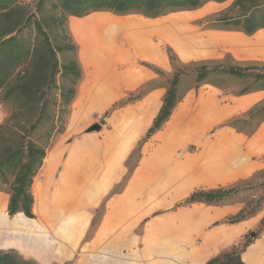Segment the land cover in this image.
Returning <instances> with one entry per match:
<instances>
[{
  "label": "crops",
  "instance_id": "crops-1",
  "mask_svg": "<svg viewBox=\"0 0 264 264\" xmlns=\"http://www.w3.org/2000/svg\"><path fill=\"white\" fill-rule=\"evenodd\" d=\"M100 13L83 18L72 17L69 21L73 36V20L96 16L116 22L118 29L114 37L121 36L136 46H139L147 33L154 31L178 47L183 56H188L194 51L190 42L176 35L175 29L179 28L182 22L174 16L167 18V26L145 29L143 24H155L166 15L157 18L139 15L142 17L140 19L129 17L132 15L116 18L107 12ZM209 32L208 39L218 36L224 42L230 37L241 39L246 36L223 35V31L218 29H210ZM252 36L257 41H264V29L257 30ZM78 44L82 76L77 85L73 106L81 98L82 84L90 80L84 69L81 43ZM108 46L109 42L99 46L100 54L94 61L97 66L109 64L111 68L115 67L111 72L103 73L102 76L100 74L105 79L110 78L113 83L112 90L106 94V102L100 109L123 100L127 95L132 96L143 83L155 75L151 69L144 66L129 68L126 72L117 71L119 48L113 51L110 49V55H103ZM145 49L147 54L141 56L143 59L156 66L167 64V61L161 64L156 60L157 47L149 43ZM159 89L158 86L151 88L143 96L126 104L133 106L137 115L130 136L122 143L120 157H123L132 141L150 127L162 104L163 97ZM249 96L257 97L254 94L247 97ZM215 98L213 91H201L197 95L200 106L194 115L186 120H183V115L179 118L171 115L163 130L155 133V139L162 142L161 148L149 158L142 159L139 167L134 166L132 169L128 178V190L139 183L142 185L144 180L160 181L158 188L147 193L157 199V205L150 211L151 214L141 231V235L150 232V236L138 238L133 235L134 226L126 223L133 210L124 204L123 198L120 197L110 204L107 221L90 240H85L89 230L86 227L85 211L97 197L92 193L90 185L100 182L104 167L108 170L104 176L110 180L105 191L117 181L115 170H110L113 141L108 135L100 141L99 135L96 134L66 147L63 145L64 138H61L47 150L40 174L34 177L31 186L34 199L33 218L26 217L22 212L8 215L5 208L9 194L0 191V249L14 248L42 264L62 262L73 257L86 264H206L210 259L221 258L223 253L228 252L246 234L258 228L264 210L229 223L227 219L239 213L245 207L244 202L232 200L220 204H179L196 189L235 186L264 169V158H254L264 155V120L259 122L251 135H243L230 129L215 131L213 137L202 144L198 153L190 152L187 142L192 141L206 126L212 124V117L205 111L203 101L214 104ZM255 98L249 104L244 105V102L239 105L241 99L235 106H248ZM75 125L78 128L80 124ZM178 147H183V150L175 157L174 153ZM85 152L89 157H84ZM159 157L163 166L148 167V163H154ZM54 171L58 172L55 178ZM115 219L118 222L112 224L111 220ZM250 238L249 245L239 252L240 260L244 264H264V229L257 236ZM39 249L46 250L50 255L46 256L38 251Z\"/></svg>",
  "mask_w": 264,
  "mask_h": 264
},
{
  "label": "trees",
  "instance_id": "trees-1",
  "mask_svg": "<svg viewBox=\"0 0 264 264\" xmlns=\"http://www.w3.org/2000/svg\"><path fill=\"white\" fill-rule=\"evenodd\" d=\"M209 1L220 3L226 0H35L33 8L22 0H0V99L10 107L9 114L0 122V191L9 194L8 215L22 212L26 217L33 218V179L43 164L53 132H62L64 126L56 129L52 126L40 142L32 138L31 134L47 121L53 123L57 119L63 124L64 115L69 111L68 107L76 94V85L82 76L78 48L66 25L67 17L109 11L116 15L140 14L147 18H157L172 12L195 10ZM228 9L236 12H223L208 28L240 31L246 35L264 29V0H233ZM47 28H53L62 41L60 45L53 44ZM58 52L65 54L62 63L57 56ZM167 54L174 72L161 107L143 137L144 141L161 129L181 100L177 85L183 75L193 83V88L211 83V75L221 74L251 80L252 86L239 94L264 90V62L248 65L220 60L209 63L193 60L181 62L170 48ZM58 77H62L65 82L59 84ZM53 90L58 92L53 93ZM262 111L264 105L254 107L247 118ZM257 126L247 135H251ZM259 175H264V169L241 182L249 185ZM260 187L263 186L257 188ZM236 188L237 185L196 189L179 205L192 202L220 204L228 200ZM263 201L264 192H261L249 204L245 203L239 213L229 217L227 222H237L261 211ZM263 229L264 216L255 236ZM243 239L242 244L241 241L234 244L221 258L210 259L206 264H244L239 258V252L249 245L251 238L246 234ZM27 262L29 260L23 259L14 249H0V264Z\"/></svg>",
  "mask_w": 264,
  "mask_h": 264
},
{
  "label": "rangeland",
  "instance_id": "rangeland-1",
  "mask_svg": "<svg viewBox=\"0 0 264 264\" xmlns=\"http://www.w3.org/2000/svg\"><path fill=\"white\" fill-rule=\"evenodd\" d=\"M34 1L35 0H22V2L28 3L31 8L34 6ZM232 2L233 0H226L220 3L209 1L202 7L195 10L168 13L166 14V17L159 19L155 22V24H143L145 29H151V27L156 28L167 26L169 24V20L167 19L168 17L174 16L178 18L182 24L179 28L175 29L176 35L180 39L190 42L194 47V51L188 56H183L178 50V47L172 45V43L166 40L160 33L154 31L147 33V35H145L143 38L144 40L142 39L143 41H140L139 46L127 42L128 40L121 36H116L115 38L110 39L109 46L106 47V51L103 52V55H110L112 54V52H109L110 49L113 51L117 47L119 48L120 56L116 59L117 71L126 72L129 68L135 69L144 66L151 69L155 75L151 80L143 83L141 88L134 92L132 96L127 95L123 98V100H118L111 106L104 109L100 108L106 102V94L112 90L113 83L110 78L105 79L101 76L103 73L115 70V67L111 68L109 64H101L100 66H97L94 61L95 56L99 54L100 49L97 48L91 50L89 47H86V45H81L82 49L90 54H88L89 56L87 55V57L92 58V60H90L91 64H84V69L90 80L89 82L86 81L82 84L81 98H79V100L76 102V105L74 104L75 108L72 103L69 105V111L64 115L65 120H63V124H61L57 119H55L53 123L50 121L44 122L37 127V129L31 134V137L40 142L44 139V135L49 128L54 126V129H56L57 127L63 125L64 130L62 132H53L48 149L54 144L56 140L61 138H64V147L70 146L75 142L85 141L87 137L96 134L99 135L98 137L100 141L103 140L105 135H108L109 138L112 139L113 142L111 144L110 153V170H115L117 181L110 187L108 191H105V187L108 186L110 180L104 176L105 173L108 172L106 167H104L101 173L100 182L90 185L92 188V193L97 195V197L94 203L89 205L85 211V214L87 215L86 227L89 228L87 237L85 239L86 241L90 240L98 228L103 223H105V221H107V212L109 211L110 204L120 197L123 198V203L133 210L126 220V223H130L134 226L133 235L138 238L141 236L146 238V236L151 235L150 232H146L141 235V231L146 225V219L151 214L150 211L157 205L156 197L147 195V193H149L151 190H154L155 188H158L160 186V181L150 179L144 180L142 185L139 183L136 187H131L129 190L127 188V184L132 169L135 168L134 166L139 167L142 159H147L153 153L157 152L159 148H161L162 142L155 139V133L157 131L144 141L143 137L145 136L146 131H143L132 141L123 157H120V150L122 143L128 139L132 132L133 125L135 124V116L137 115V110L133 106L126 105L128 104V100L136 98L137 96L141 97L148 90L156 86L160 88L159 90L163 97L166 89L169 87L174 69L169 62L167 49L170 48L181 62H189L193 60L205 61L209 63V61L220 60L224 61L225 63H240L242 65H248L252 62H264V41H257L252 35H246L240 31L234 30H222L223 35L244 34L246 36L241 39L239 37H230L226 40V42H224V40L218 36H213L212 39H208L209 34L207 33H210V28H208V26L211 25L215 18L227 10L228 14H234L236 12L234 9H228ZM104 12H107V14L116 18L127 16L116 15L109 11H95L87 15L93 16L97 13L103 14ZM128 15H132L129 17L137 18L140 14ZM72 17L76 16H68L66 19V25L73 41L76 43L79 50V41L73 36V33L70 29L69 20H71ZM139 18L141 19L142 17ZM47 30L50 33V38L53 44L60 45L62 41L56 35L53 28H47ZM149 43L157 47L156 60L161 64H165L167 61L165 66H156L141 57L146 56L147 52L145 47ZM228 55L229 57H226ZM57 56L59 61L62 63L65 59V54L63 52H58ZM145 64L150 65V67ZM209 80L211 83L201 84L197 88H193V83L183 75L177 85V92L179 95H182V98L176 104L171 114L176 116V118H179L183 115L185 117L183 120H186L190 116L194 115L196 111H198L200 104L197 100V95L199 92L206 90L213 91L216 97L214 104L203 101L205 111L209 112L212 117V124L206 126L204 131L198 133L192 141L187 142V149L193 153H198L202 148V144L212 138L215 131L221 129H230L232 131H236L235 128H237L239 131L236 132L247 135L249 131L259 124L260 121L264 120V111L258 112L254 116L247 118V115L250 114L254 107L264 105V90H259L257 93L249 92L245 94H239L243 89L252 86L250 79L241 80L227 75L218 74L211 75ZM57 81L59 84L65 82L62 77H58ZM52 92L55 93L58 92V90H53ZM251 94L257 95V97H247ZM1 95L2 92H0V98ZM253 98L255 99L250 105L242 108H236L235 105L237 101L242 99L239 105L244 102L245 105L249 104ZM9 112L10 107L4 105L0 99V122L9 114ZM238 119H245L246 121H238ZM76 123L80 124L78 128L75 125ZM94 123H99L101 125L100 129L87 132L86 129ZM164 127L165 123L160 130H163ZM137 128H139V125L135 129L136 131H138ZM182 150L183 147H178L174 153L175 157L179 156ZM84 157H89V154L85 152ZM254 158L262 159L264 158V155L261 157L256 156ZM155 165L163 166L161 157H159L154 163H148V167H153ZM56 172L57 171H54L53 173L54 178L57 176L58 172ZM39 174L40 170L36 176ZM263 184L264 175L257 176L251 181V184L249 185H246L243 182L238 183L235 193H233L226 201L240 200L249 204L253 199H256L261 192H264ZM260 185L263 187L257 188ZM261 210H264V201L262 203ZM5 212L7 213V207L5 208ZM111 222L112 224H116L118 220H111ZM259 227L260 224L258 228ZM258 228H256L255 231H257ZM247 236L251 237L249 233ZM243 241L244 239H242L240 243L242 244ZM16 251L19 253V255H21V257H23V259L29 260V262L22 264H42L29 255L23 254L18 250ZM47 264L86 263L79 261L77 257H73L62 262H51Z\"/></svg>",
  "mask_w": 264,
  "mask_h": 264
},
{
  "label": "bare ground",
  "instance_id": "bare-ground-1",
  "mask_svg": "<svg viewBox=\"0 0 264 264\" xmlns=\"http://www.w3.org/2000/svg\"><path fill=\"white\" fill-rule=\"evenodd\" d=\"M117 27L116 22L113 20H106L96 16L82 20H73L74 37L78 39L81 45H86V47H89L91 50L99 49L102 43L107 44L110 42V39L115 38L114 33L116 29H118ZM88 54L89 53L82 49V58L87 65L91 64L90 60H92V58L87 57ZM99 54L95 56V60L98 59ZM38 251L44 253L46 256L50 255V253L44 249H39Z\"/></svg>",
  "mask_w": 264,
  "mask_h": 264
},
{
  "label": "water",
  "instance_id": "water-1",
  "mask_svg": "<svg viewBox=\"0 0 264 264\" xmlns=\"http://www.w3.org/2000/svg\"><path fill=\"white\" fill-rule=\"evenodd\" d=\"M101 127V125L99 123H94L93 125H91L90 127H88L86 129L87 132L93 131V130H99ZM251 237L255 236V231H251L250 232Z\"/></svg>",
  "mask_w": 264,
  "mask_h": 264
}]
</instances>
